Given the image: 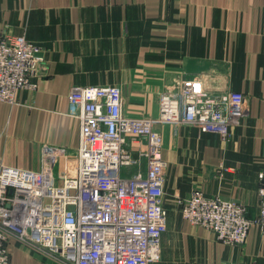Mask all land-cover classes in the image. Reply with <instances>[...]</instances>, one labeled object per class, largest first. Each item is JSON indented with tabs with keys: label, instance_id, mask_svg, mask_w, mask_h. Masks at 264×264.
Returning a JSON list of instances; mask_svg holds the SVG:
<instances>
[{
	"label": "crops",
	"instance_id": "1",
	"mask_svg": "<svg viewBox=\"0 0 264 264\" xmlns=\"http://www.w3.org/2000/svg\"><path fill=\"white\" fill-rule=\"evenodd\" d=\"M25 36L45 52V76L0 101V165L38 171L42 145L77 149L75 87L117 86L131 119H157L160 95L178 78L200 77L212 93L250 100V115L230 137L159 124L167 162L162 204L168 211L155 264H264V233L228 246L185 220L178 205L194 191L260 212L264 173V0H0V35ZM12 264H61L11 244Z\"/></svg>",
	"mask_w": 264,
	"mask_h": 264
},
{
	"label": "built area",
	"instance_id": "2",
	"mask_svg": "<svg viewBox=\"0 0 264 264\" xmlns=\"http://www.w3.org/2000/svg\"><path fill=\"white\" fill-rule=\"evenodd\" d=\"M44 50L25 36L0 35V101L16 103L22 89L45 76ZM160 95L157 119H131L117 86L75 87L70 114L80 145H42L38 171L0 165V264H12L11 244L61 264H155L161 260L168 212L162 204L167 162L155 127L192 126L229 139L250 115L249 97L212 93L200 77L178 78ZM260 212L196 190L179 200L183 218L228 246L246 243L253 226L264 233V173ZM192 264H208L194 262Z\"/></svg>",
	"mask_w": 264,
	"mask_h": 264
},
{
	"label": "rangeland",
	"instance_id": "3",
	"mask_svg": "<svg viewBox=\"0 0 264 264\" xmlns=\"http://www.w3.org/2000/svg\"><path fill=\"white\" fill-rule=\"evenodd\" d=\"M41 149V148H40ZM167 210V209H166ZM168 212V211H167Z\"/></svg>",
	"mask_w": 264,
	"mask_h": 264
}]
</instances>
